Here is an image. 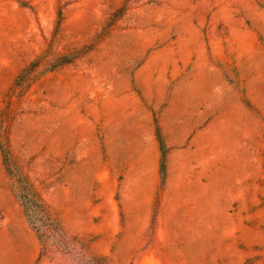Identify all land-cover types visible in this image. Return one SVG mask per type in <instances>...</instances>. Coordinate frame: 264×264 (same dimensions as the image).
<instances>
[{
  "label": "rangeland",
  "instance_id": "374dc122",
  "mask_svg": "<svg viewBox=\"0 0 264 264\" xmlns=\"http://www.w3.org/2000/svg\"><path fill=\"white\" fill-rule=\"evenodd\" d=\"M0 264H264V0H0Z\"/></svg>",
  "mask_w": 264,
  "mask_h": 264
},
{
  "label": "trees",
  "instance_id": "16d2710c",
  "mask_svg": "<svg viewBox=\"0 0 264 264\" xmlns=\"http://www.w3.org/2000/svg\"><path fill=\"white\" fill-rule=\"evenodd\" d=\"M163 173H164V165H163ZM38 207V206H37ZM40 207V206H39ZM41 208V207H40ZM26 214H27V216H28V219H29V221H30V224L33 226V222H32V218H31V214H29V210H28V208L26 209ZM48 222H50L51 223V220L50 219H48ZM52 224V223H51ZM34 227V229L35 230H37V227L36 226H33Z\"/></svg>",
  "mask_w": 264,
  "mask_h": 264
}]
</instances>
